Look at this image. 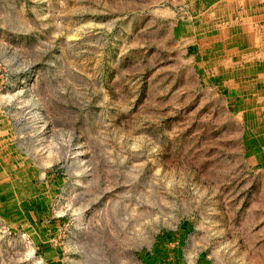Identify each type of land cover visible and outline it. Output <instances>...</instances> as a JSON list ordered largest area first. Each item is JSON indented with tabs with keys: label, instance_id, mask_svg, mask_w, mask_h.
<instances>
[{
	"label": "rangeland",
	"instance_id": "374dc122",
	"mask_svg": "<svg viewBox=\"0 0 264 264\" xmlns=\"http://www.w3.org/2000/svg\"><path fill=\"white\" fill-rule=\"evenodd\" d=\"M263 26L264 0H0V264H264Z\"/></svg>",
	"mask_w": 264,
	"mask_h": 264
},
{
	"label": "crops",
	"instance_id": "0c3cea01",
	"mask_svg": "<svg viewBox=\"0 0 264 264\" xmlns=\"http://www.w3.org/2000/svg\"><path fill=\"white\" fill-rule=\"evenodd\" d=\"M202 41V40H201ZM262 46V48L260 49V47ZM259 53H258V55H257V57H258V62H257V64H256V66H257V69L260 71V73H258L257 75V79L259 78L260 80H263V78H264V44H262L261 43V40H260V45H259ZM216 49H217V46H216ZM224 53H225V51H224ZM216 57V56H215ZM261 57V58H260ZM217 58V57H216ZM224 59H223V61L224 62H226V64H227V61H230L229 60V57L228 56H226V54H225V56L223 57ZM222 59V58H221ZM216 60L217 59H214V66L216 67V64L218 63V61H217V63H216ZM223 62V63H224ZM259 63V64H258ZM221 64H222V61H221ZM223 66V65H222ZM263 68V69H262ZM262 70V71H261ZM263 123H264V119H263ZM264 125V124H263ZM262 135V134H261ZM264 135V134H263Z\"/></svg>",
	"mask_w": 264,
	"mask_h": 264
},
{
	"label": "bare ground",
	"instance_id": "6f19581e",
	"mask_svg": "<svg viewBox=\"0 0 264 264\" xmlns=\"http://www.w3.org/2000/svg\"><path fill=\"white\" fill-rule=\"evenodd\" d=\"M243 2V1H242ZM263 2V1H262ZM229 6V5H228ZM122 7V6H121ZM124 8V7H123ZM259 8V7H258ZM212 10V9H211ZM263 12V11H262ZM231 13V12H230ZM254 13V12H253ZM219 14V13H218ZM256 14V13H255ZM244 15V14H243ZM241 16V15H240ZM215 19V18H214ZM228 22V21H227ZM208 23H210V22H208ZM215 23V22H214ZM257 23H255V25H256ZM258 25V24H257ZM260 25V24H259ZM264 27V26H263ZM232 28V27H231ZM255 28H256V26H255ZM219 29H217V32H215L216 33V35L219 33ZM247 34V33H246ZM264 35V34H263ZM237 36V35H236ZM202 37V36H201ZM200 37V38H201ZM247 37V36H246ZM219 39V38H218ZM238 40V39H237ZM260 38H258V37H254V38H250V41H251V44L252 45H255V46H259L260 45ZM264 42V41H263ZM237 43V42H236ZM238 44H239V42H238ZM220 47V46H219ZM231 47V46H230ZM238 47V46H237ZM262 47V46H261ZM261 49V48H260ZM205 50V49H204ZM206 51V50H205ZM219 53V52H218ZM255 53V52H254ZM259 53V52H258ZM215 54V53H214ZM220 54V53H219ZM218 54V55H219ZM207 55V54H206ZM236 55V54H235ZM254 55V54H253ZM264 55V54H263ZM213 56V55H212ZM245 56V55H244ZM223 58V57H222ZM261 58V57H260ZM221 59V58H220ZM224 59V58H223ZM225 61V60H224ZM223 61V62H224ZM240 62V61H239ZM247 62V61H246ZM208 64V63H207ZM226 64V62H224V63H222L221 65H219L218 63L216 64V67L218 66V67H222V65H225ZM237 64V63H236ZM248 64V63H247ZM259 64V63H258ZM245 65V64H244ZM220 67V68H221ZM241 67V66H240ZM241 69V68H240ZM245 69V68H244ZM251 69V68H250ZM250 69H249V71H250ZM263 69V68H262ZM216 70V69H215ZM243 70V69H242ZM248 70V69H247ZM213 71V70H212ZM221 71V70H220ZM257 71V70H256ZM262 71V70H261ZM243 72V71H242ZM246 72H248V71H246ZM216 73V72H215ZM230 74V73H229ZM246 74H249V73H246ZM227 75H228V73H227ZM236 75V74H235ZM225 76V75H224ZM246 76V75H245ZM258 76V75H257ZM185 77H187V76H185ZM228 78V77H227ZM236 79V78H235ZM238 79V78H237ZM242 80V79H241ZM243 81V80H242ZM254 83V82H253ZM251 84V83H250ZM256 84V83H255ZM242 87V86H241ZM254 90V89H253ZM237 92V91H236ZM245 95V94H244ZM251 97V96H250ZM205 102V101H204ZM220 104V103H219ZM222 104V103H221ZM259 104V103H258ZM263 106V105H262ZM260 109V108H259ZM263 109V108H262ZM262 111V110H261ZM259 118V117H258ZM261 118V117H260ZM258 120V119H257ZM257 122V121H256ZM257 123H259V122H257ZM258 126V125H257ZM256 129V128H255ZM258 129V128H257ZM256 129V130H257ZM232 133V132H231ZM260 133V132H259ZM239 135V134H238ZM227 136H229V135H227ZM236 137V136H235ZM239 137V136H238ZM263 181V180H262ZM264 207V206H263Z\"/></svg>",
	"mask_w": 264,
	"mask_h": 264
}]
</instances>
